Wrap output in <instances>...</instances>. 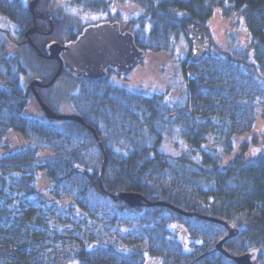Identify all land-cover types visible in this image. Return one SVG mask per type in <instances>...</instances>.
<instances>
[{
	"label": "trees",
	"instance_id": "obj_1",
	"mask_svg": "<svg viewBox=\"0 0 264 264\" xmlns=\"http://www.w3.org/2000/svg\"><path fill=\"white\" fill-rule=\"evenodd\" d=\"M30 1L0 0V16L16 27L34 78L45 84L57 63L40 58L24 37L34 26ZM54 1L40 0L35 9L41 17L31 40L41 52L50 40L64 42L60 19L48 9ZM68 2L103 14L112 3L141 8L143 14L129 22V31L136 45L150 52L169 51L187 41L186 29L207 35L216 11L223 18L237 14L249 38L251 60L239 50L228 56L208 52L198 63L190 62L188 54L180 64L188 77L181 105L108 79L77 81L62 73L59 78L76 86L63 98L83 126L24 115L32 96L21 82L24 66L0 41V264H145L147 257L159 264H235L216 250L227 227L235 234L224 241L223 250L237 257L260 249L257 264H264V150L250 154L247 144V139L257 143L264 136V0ZM50 20L53 30L44 36ZM76 34L67 28L66 41ZM52 87L38 91L56 111L48 97ZM10 132L25 142L11 152L4 144ZM173 136L186 143L190 154L159 153L164 139ZM243 136L247 139L236 145ZM210 139L214 146L206 150ZM40 177L49 182L42 195ZM124 192L192 216L166 207L130 208L111 197ZM173 223L185 227L190 251L175 239Z\"/></svg>",
	"mask_w": 264,
	"mask_h": 264
},
{
	"label": "rangeland",
	"instance_id": "obj_2",
	"mask_svg": "<svg viewBox=\"0 0 264 264\" xmlns=\"http://www.w3.org/2000/svg\"><path fill=\"white\" fill-rule=\"evenodd\" d=\"M48 9L56 18L60 19V30L63 33L61 35L63 39L61 40L64 41L67 40L65 37L66 29L70 26L73 27L75 33H78L88 24L117 20L122 24V27L129 31V22L143 14V10L135 5L118 3H112L110 12L104 14L83 11L70 5L66 0H55L53 4L48 6ZM206 34L204 35L202 32L193 29H186L185 38L188 39L187 41L182 39L169 51H146L144 60L130 73L125 76L111 75L108 77V81L125 89L138 91L146 96L161 94L166 103L181 105L185 101L188 77L182 73L180 64L188 54L190 57L195 56V58L202 59L208 52L216 56H228L232 51L239 50L246 52L251 60L252 51L249 38L237 14L223 18L221 13L216 11L207 23ZM0 41L7 45L10 53L16 55L22 61L24 72L21 73V82L25 88L28 87L31 80L34 79L35 72L28 65L27 60L30 63L29 57L26 58L25 53L22 51V49H25L24 44H19L17 41L16 27L2 16H0ZM36 64L40 65L42 63L36 62ZM31 66L35 68L34 65ZM75 89V84L65 77L59 78L54 83L52 89L48 92V97L58 113H73L70 105L63 97L66 94L73 93ZM24 115L45 119L33 96H31L30 104ZM246 137L236 138V145H239L243 139H247ZM263 138L264 136L257 143H251L250 139H247L250 154H257L264 150ZM4 144L7 145L6 151L11 152L24 146L25 142L13 132H10L4 140ZM213 146V140L210 139L205 149L212 150ZM159 153L169 157L190 154L186 143L177 136L166 137L159 148ZM225 159H228V157L225 156ZM48 186L49 182L44 177L38 178L37 189L39 195L45 193ZM170 230L184 249L190 251V240L185 227L179 223H173L170 225ZM145 264H159V262L155 258L147 257Z\"/></svg>",
	"mask_w": 264,
	"mask_h": 264
},
{
	"label": "water",
	"instance_id": "obj_3",
	"mask_svg": "<svg viewBox=\"0 0 264 264\" xmlns=\"http://www.w3.org/2000/svg\"><path fill=\"white\" fill-rule=\"evenodd\" d=\"M40 0H31L29 2V10L33 17L34 26L25 32L24 37L28 44L33 47L38 56L44 60L55 61L57 69L47 83H42L40 78H34L29 83V90L33 98L47 120L54 121H72L80 125L86 126L83 119L71 114H60L52 110L45 104L39 94V89H46L54 85L62 73L68 74L74 80H90L101 81L107 80L109 72L115 73L117 76H125L130 73L138 64H140L145 56L146 51L139 48L134 39L132 32L122 30L118 21H101L96 24L87 25L82 28L81 32L73 39L65 42L56 40L48 41L43 52L38 50L32 43L31 36L37 32L35 21L41 17L35 9ZM53 30L52 22L49 21V30L44 36H49ZM92 132L93 130L90 129ZM96 142H100L95 135ZM101 187V178L99 181ZM113 199L120 200L130 208L140 207L142 205L148 207H166L182 216L190 217L192 214L185 213L167 203L148 202L138 193L124 192L117 197L111 196ZM197 216V215H196ZM201 219L224 224L216 219L197 216ZM225 225V224H224ZM226 226V225H225ZM228 234L225 238L216 244V250L222 255L231 258L235 264H257L260 249H251L246 253L230 257L222 248L224 241L234 236L235 232L227 227Z\"/></svg>",
	"mask_w": 264,
	"mask_h": 264
},
{
	"label": "flooded vegetation",
	"instance_id": "obj_4",
	"mask_svg": "<svg viewBox=\"0 0 264 264\" xmlns=\"http://www.w3.org/2000/svg\"><path fill=\"white\" fill-rule=\"evenodd\" d=\"M66 1H68V0H66ZM119 22V21H118ZM98 23V22H97ZM120 23V22H119ZM94 24H96V23H94ZM121 24V23H120ZM88 25H91V24H88ZM87 26V25H86ZM85 27V26H84ZM121 28H122V30H125V29H123V27H122V24H121ZM82 30V29H81ZM81 30L76 34V36L81 32ZM111 75H113V76H117L115 73H113V72H109V76H111Z\"/></svg>",
	"mask_w": 264,
	"mask_h": 264
},
{
	"label": "built area",
	"instance_id": "obj_5",
	"mask_svg": "<svg viewBox=\"0 0 264 264\" xmlns=\"http://www.w3.org/2000/svg\"><path fill=\"white\" fill-rule=\"evenodd\" d=\"M192 60H194L195 62H198L200 60V58H195V56H193Z\"/></svg>",
	"mask_w": 264,
	"mask_h": 264
},
{
	"label": "snow or ice",
	"instance_id": "obj_6",
	"mask_svg": "<svg viewBox=\"0 0 264 264\" xmlns=\"http://www.w3.org/2000/svg\"><path fill=\"white\" fill-rule=\"evenodd\" d=\"M73 11H75V10H73Z\"/></svg>",
	"mask_w": 264,
	"mask_h": 264
}]
</instances>
